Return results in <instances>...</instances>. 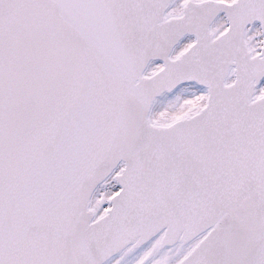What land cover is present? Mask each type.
<instances>
[{
	"label": "snow or ice",
	"instance_id": "6c2138e0",
	"mask_svg": "<svg viewBox=\"0 0 264 264\" xmlns=\"http://www.w3.org/2000/svg\"><path fill=\"white\" fill-rule=\"evenodd\" d=\"M0 264H264V0H0Z\"/></svg>",
	"mask_w": 264,
	"mask_h": 264
}]
</instances>
